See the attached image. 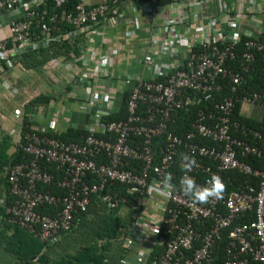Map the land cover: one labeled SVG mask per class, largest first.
<instances>
[{
    "label": "built area",
    "instance_id": "2783aa9c",
    "mask_svg": "<svg viewBox=\"0 0 264 264\" xmlns=\"http://www.w3.org/2000/svg\"><path fill=\"white\" fill-rule=\"evenodd\" d=\"M158 1L0 0V57L13 70L24 54L53 42L65 44L70 51L48 64L65 71L72 86L66 95L73 97L69 107L93 113L82 143L49 135L57 128L52 119L25 133L24 149L34 159L10 170L17 198L8 207L10 222L49 246L71 229L75 213L87 209L92 194L102 193L109 209L131 211L135 221L128 233L144 244L138 264H264V171L239 158L261 153L247 138L261 135L233 119L238 102H264V93L237 94L257 53L264 56V0ZM98 48L101 52L94 51ZM121 53L124 68L119 69ZM131 58L139 69L133 70ZM114 79L124 89L131 87L128 115L105 120L119 111ZM226 80L236 94L216 99L210 109L200 108L192 130L180 135L169 128L173 111L197 105L201 96L213 100ZM4 86L11 97L21 90L6 81ZM158 138L162 145L155 149ZM199 138L213 144H200ZM185 155L196 161L187 174L201 187L212 174L223 182L229 170L251 179L240 188L223 189L220 198L193 203L179 184ZM41 160L65 171L59 181L64 194L41 190L40 184L54 178ZM88 175L95 182L88 183ZM165 177L171 190L162 183ZM116 182L127 186L133 203L119 192H107ZM46 203L58 212L37 211ZM249 214L254 218L241 221ZM225 237L221 255L218 244ZM123 239L135 247L126 235ZM156 246L163 252L150 261Z\"/></svg>",
    "mask_w": 264,
    "mask_h": 264
},
{
    "label": "trees",
    "instance_id": "16d2710c",
    "mask_svg": "<svg viewBox=\"0 0 264 264\" xmlns=\"http://www.w3.org/2000/svg\"><path fill=\"white\" fill-rule=\"evenodd\" d=\"M170 1L159 0L158 3L168 4ZM244 41L245 38L243 37L237 47L239 58L244 49ZM69 51V47L65 44L53 42L48 46H42L24 54L17 63V66L26 70H39L52 59L60 55H66ZM118 57L120 58V55ZM6 61L0 57V76L3 77L1 90L8 99L17 102L20 95H22L21 90L13 97L9 96L5 91V81L9 85L22 89L18 83L11 79L12 68ZM118 63H120L119 60ZM67 86L65 90L62 88L59 91L54 90L49 93H39L31 98L25 99L24 104H19L18 107H24L23 109L25 110L21 113L24 123L22 125L20 141L18 140L15 143L13 132L3 131L0 134V264H125L126 259L132 261V263H137L138 260L136 261V259L140 250L144 248V244L140 238L133 237L128 233L130 226L135 221L132 213L130 210L123 214L120 209H109L106 203L102 201V193L92 194L87 209L75 213L71 229L62 231L58 240L49 246L45 245L35 233L26 227L18 223L10 222L8 207L12 206L15 199H17L11 192L12 184L8 178L10 170L16 164L31 163L34 159V156L27 153L24 149L25 133L36 129V126L39 124L36 118L42 114L45 119L50 112L48 108L51 103L54 101L57 102L63 96L69 102V104L67 103L69 110H72L69 106L73 97H70V99L66 97L67 92H70L72 86L70 84ZM123 91L119 111L111 113L105 117V120L127 118V102L131 87L127 86ZM253 92L264 93V56L261 53H257L253 67L246 73L245 81L237 90V94L240 96ZM232 94H236L234 93L232 84L229 80L224 81L223 90L214 94L213 100L205 99L201 96L197 105L173 111V121L170 123L169 128L180 135L192 130L193 123L197 119V113L200 108L210 109L216 99ZM257 105L262 110L261 115L244 116L241 114L242 103L238 102L233 111V119L248 130L260 133V138L255 139L253 134H249L247 138L257 144L261 153L240 154L239 158L250 164L254 169L264 171V102L263 104L260 103ZM83 112L87 113L92 121V111ZM58 119L60 120L59 125L63 124L64 118ZM91 121H89L87 126L74 125L68 122V124L65 123V126L56 128L54 131L48 132V134L56 136L66 142L82 143L88 134V126ZM197 141L200 144H213L207 138H199ZM161 145L162 138L156 139L155 149H158ZM40 165L54 175L50 183L40 184L41 190L50 191L54 194H64L66 190L59 186V181L66 174L65 171L59 169L56 164L44 160L40 161ZM85 179L88 183L95 182L96 180L92 175L86 176ZM249 179L251 178L247 175L229 170L225 173L222 182L223 189L240 188L241 184ZM253 181L258 185L257 177H254ZM22 184L25 186L26 182L22 181ZM113 186L112 188H107V192L114 191L113 193L119 192L120 196H127L130 200L129 205L134 202L135 196L128 194L125 184L116 182ZM37 211L42 214H55L58 212V207L46 203L38 207ZM253 218L254 215L249 214L248 216H243L241 221L247 222ZM124 235L134 242L135 247L130 248L125 243L123 239ZM224 235L226 234L224 233ZM227 240L225 237L218 244V252L221 255H224L223 249L227 244ZM162 252L163 249L156 246L150 256V261L151 258L162 254Z\"/></svg>",
    "mask_w": 264,
    "mask_h": 264
},
{
    "label": "crops",
    "instance_id": "0c3cea01",
    "mask_svg": "<svg viewBox=\"0 0 264 264\" xmlns=\"http://www.w3.org/2000/svg\"><path fill=\"white\" fill-rule=\"evenodd\" d=\"M239 1V0H238ZM102 49L94 51L101 52ZM121 52V51H120ZM118 60L120 63L117 65V68L120 69L124 68V57L122 56V53L120 55V58L118 57ZM131 65H133V58L130 60ZM139 69L137 65H133V70ZM146 77L148 75V71H145ZM46 75V77H45ZM118 76L119 73H118ZM121 77V76H120ZM11 79L19 84V86L22 87L21 90H24L25 85L35 87L39 89V93H49L54 90H61L62 88H67L68 81L65 75V71L63 69H55L53 66L46 64L41 69H30L26 70L21 67H16L14 70H12ZM3 80V77L0 76V134L1 132H13L14 135V141L15 143L18 142L20 134L22 133V125H23V115L20 117L17 116V112L22 113L25 110L23 108H20V111L13 110L15 105H11L8 100L7 96L4 95V92L2 93L1 90V81ZM113 87L115 88V97L116 105L119 107L122 96H123V90L124 87L117 82V79H114L113 81ZM58 93V92H57ZM35 94V95H37ZM60 95V94H59ZM33 97V96H32ZM3 98V99H2ZM20 99V100H19ZM28 99V97L24 98V91H22V95L18 98L16 104L19 106L20 103L24 104V100ZM69 102L66 101V98L63 96L59 98L57 102H52L48 110L50 111L47 117L44 119L42 114H40L42 117L36 118L39 123H42L43 120L49 121V119H52L56 122L57 128H61V126H65V123L68 124H74V125H88L89 121H91L90 116L83 112L79 111L77 109L69 110L68 104ZM241 114L244 116H252V115H261L262 110L258 105H242ZM54 117V118H53ZM58 118H64L63 124L59 125L60 120ZM36 123V122H35Z\"/></svg>",
    "mask_w": 264,
    "mask_h": 264
},
{
    "label": "clouds",
    "instance_id": "9594fccd",
    "mask_svg": "<svg viewBox=\"0 0 264 264\" xmlns=\"http://www.w3.org/2000/svg\"><path fill=\"white\" fill-rule=\"evenodd\" d=\"M182 168L185 170V175L180 179L179 184L181 190L193 203L204 204L210 199L220 198L223 192V183L219 176L212 174L207 186L201 187L196 184L195 179L189 176L187 173L191 172L193 167L196 166V161L189 158L187 155L182 157ZM165 188L171 190V185L169 183V178L165 177L163 182Z\"/></svg>",
    "mask_w": 264,
    "mask_h": 264
},
{
    "label": "rangeland",
    "instance_id": "374dc122",
    "mask_svg": "<svg viewBox=\"0 0 264 264\" xmlns=\"http://www.w3.org/2000/svg\"><path fill=\"white\" fill-rule=\"evenodd\" d=\"M46 77V75H45ZM24 91V98L28 97L31 98L32 96H34L35 94H37L39 92V89L35 88V87H31V86H27L25 85L24 90H21V92ZM3 99V98H2ZM8 99V98H7ZM20 100V99H19ZM4 101H9V103L13 106L15 105V107H13L15 111H20V108L17 106L16 102L11 101L10 99L8 100H4Z\"/></svg>",
    "mask_w": 264,
    "mask_h": 264
},
{
    "label": "water",
    "instance_id": "95a60500",
    "mask_svg": "<svg viewBox=\"0 0 264 264\" xmlns=\"http://www.w3.org/2000/svg\"><path fill=\"white\" fill-rule=\"evenodd\" d=\"M143 258V257H142ZM144 259V258H143Z\"/></svg>",
    "mask_w": 264,
    "mask_h": 264
}]
</instances>
